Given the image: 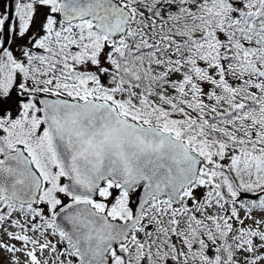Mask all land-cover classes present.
<instances>
[{
	"label": "snow or ice",
	"instance_id": "obj_1",
	"mask_svg": "<svg viewBox=\"0 0 264 264\" xmlns=\"http://www.w3.org/2000/svg\"><path fill=\"white\" fill-rule=\"evenodd\" d=\"M0 264H264V0H0Z\"/></svg>",
	"mask_w": 264,
	"mask_h": 264
}]
</instances>
